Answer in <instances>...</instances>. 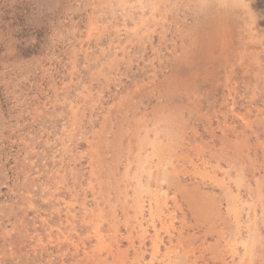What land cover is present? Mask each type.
<instances>
[{
    "label": "rangeland",
    "instance_id": "1",
    "mask_svg": "<svg viewBox=\"0 0 264 264\" xmlns=\"http://www.w3.org/2000/svg\"><path fill=\"white\" fill-rule=\"evenodd\" d=\"M0 264H264V0H0Z\"/></svg>",
    "mask_w": 264,
    "mask_h": 264
}]
</instances>
